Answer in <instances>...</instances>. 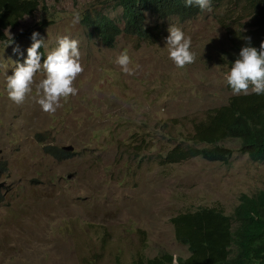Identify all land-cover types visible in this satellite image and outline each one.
Here are the masks:
<instances>
[{
	"label": "rangeland",
	"instance_id": "rangeland-1",
	"mask_svg": "<svg viewBox=\"0 0 264 264\" xmlns=\"http://www.w3.org/2000/svg\"><path fill=\"white\" fill-rule=\"evenodd\" d=\"M230 5L221 0L186 23L147 14L149 39L121 36L112 49L81 20L97 12L122 26L115 0H46V11L6 33L14 38L47 22L39 32L45 59L58 37L69 36L79 42L84 72L74 83L78 93L62 100L54 114L37 102L43 71L25 102L16 104L8 97L7 77L27 59L32 36L0 44V162L6 165L0 177V264H133L163 249L189 258L172 218L207 207L233 215L243 194L264 191V162L241 153L237 142L225 144L235 151L229 164L202 158L168 164L161 158L237 96L225 79L228 67L219 61V52L230 46ZM172 25L191 38L197 55L184 68L166 48ZM121 53L130 57L134 74L116 63ZM47 145L73 150L59 161L45 153Z\"/></svg>",
	"mask_w": 264,
	"mask_h": 264
},
{
	"label": "trees",
	"instance_id": "trees-1",
	"mask_svg": "<svg viewBox=\"0 0 264 264\" xmlns=\"http://www.w3.org/2000/svg\"><path fill=\"white\" fill-rule=\"evenodd\" d=\"M45 1L0 0V44L12 45L46 29L48 24L44 22L14 38H8L6 34L18 30L25 19L46 11L42 6ZM51 1L57 4L62 0ZM220 1L212 0V5ZM229 1L231 7L226 15L234 12V17L229 20L233 24L226 26L230 46L219 52V61L230 71L241 49L249 46L246 37H251L250 46L257 49L264 42V0ZM243 1L245 4L241 6ZM115 3L123 13L122 26L97 12H86L81 20L82 26L92 31L108 49L114 48L121 36L147 41V14L161 20L176 18L186 23L204 12L196 6L186 7L184 0H115ZM245 20L248 21L244 23ZM243 26L248 27L247 31L242 29ZM39 51L44 55L43 47ZM44 59L45 55L41 61ZM229 141L239 143V151L252 161L264 162V95L250 93L232 97L228 105L210 112L207 120L195 127L193 134L183 138L161 158L168 164L194 158L229 164L235 154L234 149L225 145ZM44 151L59 161L70 155L51 145L45 146ZM5 168V163L0 162V177ZM171 222L178 242L189 249V258H176L163 249L154 258L140 255L133 264H264V191L254 196L243 194L233 215H227L222 208L207 207L179 214Z\"/></svg>",
	"mask_w": 264,
	"mask_h": 264
},
{
	"label": "clouds",
	"instance_id": "clouds-1",
	"mask_svg": "<svg viewBox=\"0 0 264 264\" xmlns=\"http://www.w3.org/2000/svg\"><path fill=\"white\" fill-rule=\"evenodd\" d=\"M186 7L196 6L201 11H212V0H184ZM79 22V16L74 23ZM166 48L169 58L178 68H184L196 61L197 55L191 50V38L178 26L172 25L168 29ZM33 43L27 49V59L17 63L14 74L7 77L8 97L16 104H22L33 92V84L38 72L46 73L36 88L39 92L38 104L45 113L54 114L62 107V100L78 93L74 86L77 78L84 72L79 51V42L69 36L57 38L58 47L48 52L41 63L43 53L39 50L46 48V42L39 32L31 37ZM249 46H245L239 53V58L232 64L225 79L234 95H248L255 93L264 95V42L259 49L252 47L251 37L245 38ZM19 51V49H16ZM116 63L126 74H134L129 67L131 63L127 53H121ZM6 67V65H4Z\"/></svg>",
	"mask_w": 264,
	"mask_h": 264
},
{
	"label": "water",
	"instance_id": "water-1",
	"mask_svg": "<svg viewBox=\"0 0 264 264\" xmlns=\"http://www.w3.org/2000/svg\"><path fill=\"white\" fill-rule=\"evenodd\" d=\"M64 151H69V150H73L72 147H65L63 148ZM5 185V183H0V188H2Z\"/></svg>",
	"mask_w": 264,
	"mask_h": 264
}]
</instances>
